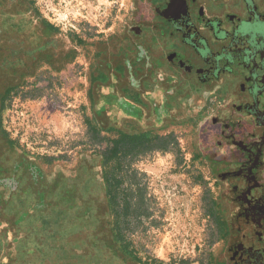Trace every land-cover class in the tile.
<instances>
[{"label": "flooded vegetation", "instance_id": "flooded-vegetation-1", "mask_svg": "<svg viewBox=\"0 0 264 264\" xmlns=\"http://www.w3.org/2000/svg\"><path fill=\"white\" fill-rule=\"evenodd\" d=\"M81 47L31 0H0V264H145L117 232L104 156L38 159L4 122L43 71L74 74ZM84 56L92 136L197 121L221 200L216 264H264V0H131L121 28Z\"/></svg>", "mask_w": 264, "mask_h": 264}, {"label": "rangeland", "instance_id": "rangeland-1", "mask_svg": "<svg viewBox=\"0 0 264 264\" xmlns=\"http://www.w3.org/2000/svg\"><path fill=\"white\" fill-rule=\"evenodd\" d=\"M130 1L31 0L50 25L79 39L82 54L74 61V74L73 66L59 74L43 71L47 78H39L38 86L20 88L17 99L4 107L6 128L20 148L62 165L81 152H108L119 135L96 131L93 137L88 131L84 54L94 41L121 28ZM196 124L194 119L171 124L150 134L153 144L110 159L115 170L123 166V183L113 192L117 232L143 263L216 264L224 251L219 189L195 144ZM124 198L130 205L128 216L121 215Z\"/></svg>", "mask_w": 264, "mask_h": 264}, {"label": "trees", "instance_id": "trees-1", "mask_svg": "<svg viewBox=\"0 0 264 264\" xmlns=\"http://www.w3.org/2000/svg\"><path fill=\"white\" fill-rule=\"evenodd\" d=\"M90 124V121L88 119V126ZM109 132V131H106ZM123 132V131H120ZM150 131H144L143 133L139 135H127L125 133H120V136H118V139L112 142L113 147L111 150H108L107 153H105L104 156V168L105 170L110 168V170L106 171V177L108 178V181L110 182L111 186V195L113 196V204H115L116 196H114L113 192H118L122 185V177L120 176V172L123 169V166L121 164L117 165V170L114 169V167H111L110 165V159H115L117 157H128L132 155L133 153L140 151L143 147L146 148L147 146L153 144L154 140L150 139ZM173 141V138H172ZM109 154V155H108ZM118 173V174H117ZM123 208L121 209V215L128 216L130 214L129 212V202L127 198H124L123 200ZM115 207V206H114ZM115 216H117V209L115 208ZM119 216V215H118ZM132 255V253H131ZM134 256V255H133ZM138 259L137 257H135ZM140 261V259H138ZM141 262V261H140ZM145 263V262H144ZM147 264V263H145ZM152 264V263H149Z\"/></svg>", "mask_w": 264, "mask_h": 264}, {"label": "crops", "instance_id": "crops-1", "mask_svg": "<svg viewBox=\"0 0 264 264\" xmlns=\"http://www.w3.org/2000/svg\"><path fill=\"white\" fill-rule=\"evenodd\" d=\"M86 101H87V103H86V104H87V106H88V109H89V111H90L91 104L89 103V101H88V100H86ZM108 155H109V154H108ZM104 171H106V170H105V168H104ZM109 183H110V182H109Z\"/></svg>", "mask_w": 264, "mask_h": 264}, {"label": "water", "instance_id": "water-1", "mask_svg": "<svg viewBox=\"0 0 264 264\" xmlns=\"http://www.w3.org/2000/svg\"><path fill=\"white\" fill-rule=\"evenodd\" d=\"M164 125H163V122L160 124V125H157V128L159 129H161L162 127H163Z\"/></svg>", "mask_w": 264, "mask_h": 264}]
</instances>
